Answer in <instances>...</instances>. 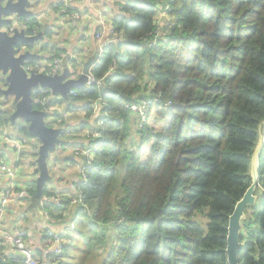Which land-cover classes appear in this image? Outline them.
I'll use <instances>...</instances> for the list:
<instances>
[{
  "label": "trees",
  "instance_id": "obj_1",
  "mask_svg": "<svg viewBox=\"0 0 264 264\" xmlns=\"http://www.w3.org/2000/svg\"><path fill=\"white\" fill-rule=\"evenodd\" d=\"M117 1L118 41L90 67L102 86L62 99L69 112L90 115L101 105L94 126L80 120L68 144L86 147L78 134L101 133L90 139L98 150L88 183H80L85 206L64 196L65 207L48 208L54 229L78 218L62 264H228L229 217L251 185L264 123V0ZM167 6L169 19L158 26ZM144 103L159 129L132 109ZM7 115L0 114V126L12 125ZM17 131L32 138L25 121ZM259 184L257 204L245 211L238 264H264V147ZM30 194L38 201L36 187ZM50 195L45 187L43 196Z\"/></svg>",
  "mask_w": 264,
  "mask_h": 264
},
{
  "label": "built area",
  "instance_id": "obj_2",
  "mask_svg": "<svg viewBox=\"0 0 264 264\" xmlns=\"http://www.w3.org/2000/svg\"><path fill=\"white\" fill-rule=\"evenodd\" d=\"M126 1L122 0L121 2L125 4ZM117 2V0L111 1L113 6L109 12L96 15L80 11L77 8L76 0H53L52 2L53 11H55L58 23L61 26L66 27L67 24L73 23L80 24V26L84 24L82 27H92V34L98 45L96 62L93 67L102 62L106 54V48L118 41L117 36L114 34L112 22L113 11L122 9ZM170 12L171 8L167 6L158 15V26L163 25V19H169ZM20 28L29 32L32 36L38 35L42 31L40 25L33 26L31 30L27 25H21ZM10 31L12 32V29ZM154 34L159 36V27L156 28ZM72 62L73 58L66 53L59 52L56 56H52L50 61L41 57V61L36 64L26 62L23 69L28 76L44 74L50 77L61 75L65 70H68L73 78L79 79L84 71L78 74L79 70L71 64ZM110 72H113V68ZM4 77L0 73V84L5 79ZM92 85L102 86L101 81L94 78L92 69H89L86 86ZM0 88L5 89L6 84L2 83ZM38 92L42 96L36 98L35 105L40 107V111L47 115L48 125L51 128L61 130V128L65 129V126L71 124L69 120L74 117V112L63 111L59 105L49 106L48 103L53 101L54 97L50 90H40ZM71 95L76 96L74 91L70 93ZM148 105L150 103H144L142 106H134L132 109L138 111L144 121H148V117H150ZM100 109V101H96L90 115L84 109H80L78 110V118L83 121L93 117L96 118L100 113ZM152 113H154V110ZM87 115L90 118H87ZM5 119L9 121L10 115H7ZM102 125L103 122L100 121L99 127ZM10 130H12V127L9 124L0 126V259L10 264H62L66 248L64 238L75 229L78 218H75L70 226L54 229L52 225H54L55 220L48 208L51 204L56 205L58 208L65 207L64 196L68 198L67 202L71 206H85L84 193L80 189V183L82 182L84 185L88 183L85 172L87 168L92 167L94 152L98 150V144L91 143L95 138H100L101 133L85 130L78 134L77 137L86 138L83 141L87 146L80 148L68 146L69 140L64 141L62 134L60 143L54 153L59 160L65 159L68 163L65 165L66 170L60 174H63L68 180L73 175L77 177L72 178L74 181L71 183L70 188L64 190L62 186H57L60 189L59 192H57V188L56 191L50 190L53 195L42 196L38 200V207L31 209L30 191L36 187L38 174L34 172L29 175H22L19 166L22 162H26L27 165H33L37 169L35 161L39 150L38 147L29 145L27 142H22L19 138L14 137ZM65 130V136H76L69 128ZM92 138L94 139L90 142ZM70 157L71 161L74 162L73 164L69 162ZM72 192L75 193V196L71 194ZM118 223L120 224L121 220ZM37 224L40 225L39 228H37Z\"/></svg>",
  "mask_w": 264,
  "mask_h": 264
},
{
  "label": "water",
  "instance_id": "obj_3",
  "mask_svg": "<svg viewBox=\"0 0 264 264\" xmlns=\"http://www.w3.org/2000/svg\"><path fill=\"white\" fill-rule=\"evenodd\" d=\"M42 2L44 0H0V73L5 76L6 83L5 89L0 88V108L2 109L0 114L4 112V108L10 109L8 115L12 125L18 121H25L29 135L39 141V145H32L25 140L39 150L35 161L37 165L35 173L38 174L35 200H40L45 187L51 181L48 158L50 153L57 149L62 132L60 129L51 128L46 123L47 115L37 109L33 95L40 90H50L54 96L68 100L72 91L86 87L91 66V64L86 65L84 74L79 79L73 78L68 70L54 77L44 74L28 76L23 69L25 63L42 57L39 52L47 51V46H50L52 42L43 30L38 35L32 36L20 28L21 25H27L31 30L30 20L34 19L36 22L41 20ZM37 24L40 25V23ZM38 45L40 46L35 51ZM3 100L6 101L4 106L1 104ZM263 147L264 123L260 128L259 142L251 159V185L229 217L226 247L228 264L239 262L242 223L247 219L245 211L258 202V196L255 193L260 185L259 157ZM0 264L10 263L0 259Z\"/></svg>",
  "mask_w": 264,
  "mask_h": 264
},
{
  "label": "crops",
  "instance_id": "obj_4",
  "mask_svg": "<svg viewBox=\"0 0 264 264\" xmlns=\"http://www.w3.org/2000/svg\"><path fill=\"white\" fill-rule=\"evenodd\" d=\"M52 2L53 0L50 2H44L42 4V14L40 20V27L42 30L45 31L46 34L52 32V38H49L52 42L49 45H52V48L56 51L66 53L69 57L73 58V62L71 64L73 65V63H75L77 65V67L74 65L76 69L83 70L85 69L86 65L91 63L92 64L90 67L92 68L96 62V53L98 50V45L92 34V31L90 37H87L84 34V31L88 28L82 27L84 26V24H82V26L74 25L78 28L81 27L83 29L82 33L75 32L70 37L59 33V27L56 26L59 25L57 16L51 11ZM76 5L80 11L89 12L93 15L109 12L113 6L111 1L108 2L107 0H76ZM50 17L51 20L49 19ZM52 50L50 52L42 51L40 53L42 58L45 60L51 58V56L54 55ZM69 122H71L73 127L75 126L72 119H70ZM68 128L70 131L72 130L71 126H68ZM73 181L74 179H70L66 185L62 183L60 186H62V189L66 190L70 188V185Z\"/></svg>",
  "mask_w": 264,
  "mask_h": 264
},
{
  "label": "rangeland",
  "instance_id": "obj_5",
  "mask_svg": "<svg viewBox=\"0 0 264 264\" xmlns=\"http://www.w3.org/2000/svg\"><path fill=\"white\" fill-rule=\"evenodd\" d=\"M47 1H52V0H47ZM51 11L55 14V11H53V7H51ZM50 20H51V17L49 18ZM56 26H58L59 27V33H62V35H64V36H67V37H70L72 34H74L75 32H79V33H82L83 32V29L81 28V27H75L74 25H73V23H69V24H67V26L66 27H64V26H61L60 24L59 25H56ZM61 26V27H60ZM88 28V27H87ZM91 31H92V27H90V28H88L87 30H85L84 31V34L87 36V37H90V35H91ZM40 45H38L37 46V49H35V51H37L38 50V47H39ZM50 48H52V46H50ZM52 49H50V50H47V51H51ZM52 56H54V55H52ZM51 56V57H52ZM41 61V57L40 58H38L37 60H36V63L37 62H40ZM92 64V63H91ZM76 67H77V65H76ZM84 70V69H83ZM83 70H79L78 71V74H81L82 73V71ZM74 77H76V75H74ZM2 83H4V84H6L5 83V79H3L2 80V82H1V84ZM1 84H0V87H1ZM53 101L54 102H60L59 104V106L62 108V110L63 111H67V103L66 102H63V100L62 99H60V97H57V96H54L53 97ZM5 102L6 101H2V105L4 106L5 105ZM13 102L11 101V104H12ZM2 111V109L0 108V112ZM3 113H6V114H8V113H10V109H8V108H4V112ZM75 113V115H74V117L72 118V120H73V122H74V125L76 126V125H78L79 123H80V119L78 118V115H79V112H74ZM98 116H99V114H98ZM98 116H96V118H92V119H89V123H91V125H93L94 126V124H95V121L97 120V118H98ZM87 119V118H86ZM153 119H154V115H152V116H150V117H148V122L149 123H153ZM21 123V121H18L17 123H16V125H11V127H12V130H10V133L14 136V137H17V138H19L22 142L23 141H25V139H26V137L23 135V134H21V133H19L18 131H17V125L18 124H20ZM46 123L48 124V119H47V121H46ZM155 126H157V128L159 129L160 128V126L158 125V123H156V122H154L153 123ZM2 126H4V125H2ZM68 126H71L72 128V130H71V132L73 133L74 132V127L71 125V124H69ZM68 126L66 127L65 126V129H68ZM65 129H63V128H61V131H62V134H63V140L65 141H67V140H69V143H71V142H73V139L72 138H70L69 136H65ZM70 130V129H69ZM74 134V133H73ZM30 144H32V145H39V141L37 140V139H35V138H31V139H26ZM77 141V140H76ZM147 149H149V148H147ZM30 154V153H29ZM72 157V156H71ZM71 157H70V159H69V162L71 163V164H73L74 162L73 161H71ZM31 158V157H30ZM32 159V158H31ZM36 160H37V158H36ZM48 163H49V169H50V175H51V181L48 183V185H47V190L49 189V190H54V188H57V186H59V185H61L62 183H64V185H66L67 184V182H68V179L67 178H65L64 177V175L63 174H60L61 172L63 173L66 169H65V165L68 163V161H66L65 159H61V160H59L57 157H56V155H55V153L54 152H52V153H50V155H49V158H48ZM20 171H21V173H22V175H29V174H32V173H34V172H36V169H35V166H33V165H27L26 164V162H22L21 164H20ZM77 176L76 175H73L72 177H71V179L72 178H76ZM58 184V185H57ZM38 201H35L34 203H30V208L31 209H33L34 207L35 208H37L38 207ZM40 227V225L39 224H37V228H39ZM74 234V233H73ZM75 240L78 242V245L79 246H82L83 245V243H80V240H79V238H75ZM71 243V241L70 240H68L67 239V237H65L64 238V244H65V246H67V244L69 245ZM79 253H80V251H77V252H75V255H76V257L78 256L79 257ZM95 256V255H94ZM91 263H93L94 264V262L93 261H90Z\"/></svg>",
  "mask_w": 264,
  "mask_h": 264
},
{
  "label": "flooded vegetation",
  "instance_id": "obj_6",
  "mask_svg": "<svg viewBox=\"0 0 264 264\" xmlns=\"http://www.w3.org/2000/svg\"><path fill=\"white\" fill-rule=\"evenodd\" d=\"M45 2H48L47 0H44ZM44 2H42V4H43ZM42 4H41V6H42ZM37 23H40L41 24V21H39L38 20V22ZM39 53H41V52H39ZM66 112H68V111H66Z\"/></svg>",
  "mask_w": 264,
  "mask_h": 264
},
{
  "label": "clouds",
  "instance_id": "obj_7",
  "mask_svg": "<svg viewBox=\"0 0 264 264\" xmlns=\"http://www.w3.org/2000/svg\"><path fill=\"white\" fill-rule=\"evenodd\" d=\"M86 87H88V86H86ZM54 96V95H53ZM70 96V95H69Z\"/></svg>",
  "mask_w": 264,
  "mask_h": 264
}]
</instances>
